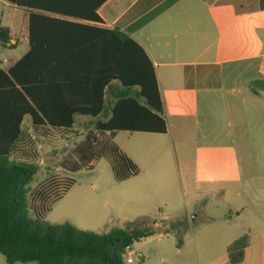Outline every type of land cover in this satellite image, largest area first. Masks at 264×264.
I'll use <instances>...</instances> for the list:
<instances>
[{
	"label": "trees",
	"instance_id": "obj_1",
	"mask_svg": "<svg viewBox=\"0 0 264 264\" xmlns=\"http://www.w3.org/2000/svg\"><path fill=\"white\" fill-rule=\"evenodd\" d=\"M5 1L29 12L31 47L8 69L0 68V253L9 264H126L122 256L126 246L167 231L166 226L173 224L152 219L150 225L128 223L107 233L77 229L68 222L45 224L51 205L75 179L52 176L42 183L41 191L29 197L25 187L37 165L25 158L24 145L31 134L47 138L51 132L71 131L74 115L90 116L97 118L96 136L88 135L84 143L77 144L62 160V169L90 170L102 157L115 181L135 176L138 165L112 138L117 131L166 132L153 63L121 30L98 25L102 20L95 10L105 0ZM229 1L237 11L245 10L242 0ZM42 28H82L84 38L69 46L51 47ZM0 38L8 39L4 27H0ZM257 82L264 84V79ZM107 107L109 117L98 119ZM25 116L29 118L26 127ZM247 243L243 234L228 245L230 264L242 261Z\"/></svg>",
	"mask_w": 264,
	"mask_h": 264
},
{
	"label": "crops",
	"instance_id": "obj_2",
	"mask_svg": "<svg viewBox=\"0 0 264 264\" xmlns=\"http://www.w3.org/2000/svg\"><path fill=\"white\" fill-rule=\"evenodd\" d=\"M242 3L244 11H237L229 0H105L95 10L102 20L98 25L121 30L143 48L153 63L167 124L165 133L153 134L167 135L174 146H195L199 153L204 136L201 121L210 112L217 119L210 133L220 140L241 138L248 106L264 93V84L257 82L264 79V0H242ZM46 14L96 25L71 16ZM0 27L6 28L11 41L9 47L3 46L9 49L0 52V68L6 70L31 47L29 12L0 0ZM75 29L42 28V31L45 30L49 46L63 47L84 38L85 30ZM109 115L110 107H107L98 119ZM96 119L74 115L71 131L67 133L92 128ZM23 124L28 126L29 118L23 119ZM229 125L233 128L231 132ZM204 150L217 149L210 146ZM222 157L223 154L213 156L214 165L227 160L223 161ZM122 203L125 197L93 179L84 190L67 198L60 216L75 227V224H90L110 230L113 206ZM203 217L209 224L215 218L210 214ZM182 224L180 219L178 225ZM242 234L227 239L218 249L207 250L211 244L206 242L193 250L177 247L176 254L182 259L176 264H230L227 247ZM239 264H264V231L248 241Z\"/></svg>",
	"mask_w": 264,
	"mask_h": 264
},
{
	"label": "rangeland",
	"instance_id": "obj_3",
	"mask_svg": "<svg viewBox=\"0 0 264 264\" xmlns=\"http://www.w3.org/2000/svg\"><path fill=\"white\" fill-rule=\"evenodd\" d=\"M8 49L0 46V52ZM248 107L250 110L239 139L215 137L209 129L217 119L210 112L203 116L204 136L199 153L192 145L174 146L167 135L115 132L112 141L139 167L135 176L124 181L113 179L109 164L102 157L93 162L91 173L86 169L75 172L62 169V160L72 154L77 144L84 143L88 135L96 136L93 127L69 134L51 132L47 138L31 134L24 145L28 150L25 158L35 163L37 170L25 187L27 195L30 197L41 191L42 183L52 176L74 178L75 183L67 195L51 205L43 220L48 225L58 224L65 222L60 213L65 209L67 198H73L91 180L97 179L101 186L110 187L125 197V203L113 206V228L128 223L150 225L152 219L173 224L167 225L162 235L156 233L134 242L135 255H132L131 264H176L182 259L176 254L177 247L193 250L194 246L200 248V244L206 242L211 244L207 245V250L218 249L224 241L240 233L246 234L247 241L251 242L264 231V93ZM27 119L25 116L24 121ZM218 124L224 122L218 121ZM232 129L229 125L228 130ZM210 146L217 150H204ZM218 154H223V161L227 160L214 165L213 156ZM206 214L215 217L212 223L205 222L203 216ZM180 219L184 223L181 226L178 225ZM75 225L77 229L96 233L110 231L104 226ZM0 264H9L1 253Z\"/></svg>",
	"mask_w": 264,
	"mask_h": 264
},
{
	"label": "built area",
	"instance_id": "obj_4",
	"mask_svg": "<svg viewBox=\"0 0 264 264\" xmlns=\"http://www.w3.org/2000/svg\"><path fill=\"white\" fill-rule=\"evenodd\" d=\"M10 45H11V41L9 39L2 40L0 38V46L9 47ZM137 254H138V257H141L140 253H137ZM132 255H135V251L132 250V245L126 246L122 254L123 260L126 264L133 263Z\"/></svg>",
	"mask_w": 264,
	"mask_h": 264
}]
</instances>
